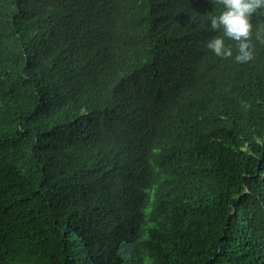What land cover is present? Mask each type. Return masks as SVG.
<instances>
[{"label":"trees","instance_id":"trees-1","mask_svg":"<svg viewBox=\"0 0 264 264\" xmlns=\"http://www.w3.org/2000/svg\"><path fill=\"white\" fill-rule=\"evenodd\" d=\"M219 9L0 0V264H264V9L246 64Z\"/></svg>","mask_w":264,"mask_h":264},{"label":"clouds","instance_id":"clouds-1","mask_svg":"<svg viewBox=\"0 0 264 264\" xmlns=\"http://www.w3.org/2000/svg\"><path fill=\"white\" fill-rule=\"evenodd\" d=\"M212 3L219 5L220 9L207 14V30L218 34L207 40L206 48L221 59H230L234 49L226 41H232L235 43V62L246 64L252 61L255 48L251 42V21L258 10L264 9V0H212Z\"/></svg>","mask_w":264,"mask_h":264}]
</instances>
